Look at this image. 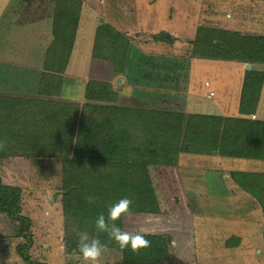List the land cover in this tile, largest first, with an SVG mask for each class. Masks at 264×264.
<instances>
[{"label": "rangeland", "instance_id": "rangeland-1", "mask_svg": "<svg viewBox=\"0 0 264 264\" xmlns=\"http://www.w3.org/2000/svg\"><path fill=\"white\" fill-rule=\"evenodd\" d=\"M82 1L76 50L71 53L72 60L69 61L66 73L57 76L59 82L62 81L61 93L46 99L83 104L86 101V81L94 80L112 83L119 92L116 103L119 107H164L191 112L193 99H189L191 95L185 94V78H179L180 74L189 71L192 64V59L187 60L193 49L191 41L196 40L199 34L207 33V28L264 38V0ZM54 5L55 0H0V37L9 27H15V24L12 26L13 19L19 17V21L34 23L45 19L43 17L48 14L52 15ZM101 24H108L129 38L131 60L128 65L139 59L152 60L145 63L148 72L153 71L149 78L139 77L140 71L132 67L122 77H115L111 63L97 58H93V65L88 70L96 27ZM20 26L23 28L17 29L15 36L10 35L14 45L6 47L5 52L0 54L3 55L0 64V94L16 97L25 96V88L36 84V74L31 78L33 71L20 68L22 61L26 58L35 61L36 55H40V46L47 45L51 36L50 28L48 32L43 26L37 28L36 24ZM167 33L175 36L177 41L169 42L166 39ZM166 59H174L167 69H171L176 78H167L168 74L161 75L165 68L160 63ZM198 61L197 68L200 72L204 71L200 74V80L202 76L203 79L209 77L215 86L221 88V93L219 90L215 92L213 104H210L214 107H211L210 112L237 116L238 111H228L227 106L230 101L235 103L239 96L236 89H240L239 81L245 78L247 63L232 59ZM12 62H16L17 67L10 66ZM177 62L182 63L183 70L176 69ZM152 66L161 67L162 71H157L155 67L151 69ZM252 68L264 71V64L251 65L250 70ZM44 73L42 71L39 80ZM23 74L27 77H23ZM121 78L124 83L118 84ZM156 82L164 87H167L166 83L171 84L174 87L172 96L165 89L152 91L148 88L149 96L146 97L143 90ZM218 98L225 100L219 104L221 111L216 105ZM261 105L264 106V90ZM261 114L264 117V109ZM251 118L255 119V116ZM45 152L44 156H37L35 162L28 158H14L11 161L0 159V177L5 184L21 187L20 212L29 221L28 233L33 236L29 249L31 259L45 264H84L80 255L73 250L68 251L66 245V221L61 200L64 163L51 156L50 151ZM219 157L216 154L181 153L176 166L167 169L152 166L141 168L136 171H143L144 174L132 177L134 184L123 182L124 187L129 186L128 189H139L137 194L131 190L125 191V196L134 201L133 215L125 217L127 231L168 234L173 237V244H177L173 246L172 263L165 264H264V255L259 256L253 249L255 246L252 242L256 233L254 230L251 233V226L259 227L260 206L247 203L251 198L249 195L242 200L231 199L235 187L229 190L232 180L226 179V170L249 171L252 170L249 163L257 160L241 161ZM140 180L148 182L150 186L151 190L146 191L145 195L144 189L148 186L141 190L140 184L145 183ZM228 190L229 196L226 193ZM177 201H180L179 204ZM229 217L237 219L226 222ZM249 225V235H243L247 232H241L240 228ZM18 228L17 222L0 214V264H24L17 248L25 246L27 241L16 236ZM230 234L243 235L245 243L240 250L233 252L225 249L224 241ZM116 261H119L117 257L104 254L99 264H114Z\"/></svg>", "mask_w": 264, "mask_h": 264}, {"label": "trees", "instance_id": "trees-1", "mask_svg": "<svg viewBox=\"0 0 264 264\" xmlns=\"http://www.w3.org/2000/svg\"><path fill=\"white\" fill-rule=\"evenodd\" d=\"M82 8V0H55L51 15L53 39L46 50L45 73L40 80L38 96L0 94V140L7 141L6 150L0 151V159L28 158L35 162L37 156L50 151L51 156L64 163L61 200L66 221L65 239L67 250L77 254V236L73 227L79 225L82 230L95 234L94 220L99 213L107 216L108 205L125 197V191L139 192V189L125 186L126 189L123 185V182L134 184L131 178L144 174L136 170L151 166L174 167L181 153L264 160V120L256 115L264 72L256 68L245 72L237 116L188 114L162 107H119L116 104L119 92L112 83L94 80L85 84L86 101L83 104L46 99L61 93L62 81L59 82L58 77L69 65L81 26ZM207 29H204L207 33L199 34L191 41L193 49L187 60L232 59L253 66L264 64V38L219 28ZM92 45V58L110 62L115 77H122L130 67L140 71L139 77L149 78L153 74L145 66L148 61L152 62L151 59L135 60L128 65L131 60L129 38L108 24L96 27ZM173 60L159 62L165 68L161 75L177 77L167 69ZM175 67L183 70L181 62ZM160 69L156 70L160 72ZM188 74H180L179 78L187 81ZM162 86L156 82L143 93L147 97L148 88L163 90ZM252 116L256 118L252 119ZM232 178L240 182L245 191L255 194L264 205V195L255 192L257 188L264 193V174L232 172ZM143 183L140 184L141 190L148 186L144 189L145 195L151 189L148 182ZM90 194L97 197L92 204L86 202ZM21 198V187L5 184L0 177V214L17 222L16 236L27 241L25 246L17 248L19 256L24 264H45L37 263L29 255L33 236L28 233L29 221L21 216ZM126 222L125 217L117 221L127 231ZM142 234L151 241V246L141 249L139 254L130 248L121 250L106 234H100V239L108 246L104 254L119 257L122 264H163L171 258L172 236ZM235 244L236 238L226 241L228 247Z\"/></svg>", "mask_w": 264, "mask_h": 264}, {"label": "crops", "instance_id": "crops-1", "mask_svg": "<svg viewBox=\"0 0 264 264\" xmlns=\"http://www.w3.org/2000/svg\"><path fill=\"white\" fill-rule=\"evenodd\" d=\"M42 17V16H41ZM11 18H13V16L11 17ZM43 18H45V19H42V20H38V21H35L34 23H31V22H23V21H19V17L16 19H13L14 20V22L12 23V26L15 24V27L14 28H8V30H7V32H5L4 34H3V36H1L0 37V45H1V49H2V52L0 51V54H2V53H4L5 51V48L7 47V48H9V46H11V45H14V39L13 38H11L10 37V35L11 34H13V36H15V33H16V30L18 29V30H20V29H22L23 28V26H20V24H22V25H25V26H28V25H30V24H33V25H37L38 27L37 28H41L42 26L45 28V31H47L48 30V32H49V28H50V34H51V36H50V38H48V43H47V45L45 46V45H41L40 46V55H36V59H35V61L34 60H30L29 58L27 59H24L23 61H22V64H21V66H20V68H22L23 70H27V71H29V72H34L30 77L31 78H33L34 76H35V74H36V84L34 83V84H32L31 85V87H27V88H25L27 91L26 92H24V94H25V97H36V96H38V88H39V82H40V76H41V73H42V71H44V69H43V66H44V55L46 54V50H47V48L49 47V45L51 44V42H52V17H51V15L50 14H48V15H46L45 17H43ZM32 19H35V18H32ZM18 20V21H17ZM51 20V21H50ZM12 20H10L9 22H11ZM8 22V23H9ZM51 22V25H49V23ZM27 25H26V24ZM44 24H46V25H44ZM24 26V27H25ZM40 44V43H39ZM76 44V43H75ZM45 46V47H44ZM44 47V48H43ZM74 51H72V52H75V45H74V49H73ZM41 51H43V53H41ZM90 53H92V50H91V52ZM3 58V55L2 56H0V64H2V61H1V59ZM70 60H72V56H71V59ZM203 60H205V59H203ZM71 62V61H70ZM93 62H94V59L93 58H91L90 60H89V63H90V65L88 66V70L90 69V67H92V65H93ZM196 62H200V61H198V59H192V64H191V67H190V69H189V71H188V75H187V81H186V83H185V88H186V95H191L190 96V98L189 99H193V101H192V106L190 107L191 108V112H189V111H186V113H201V114H220L219 112H210V109H211V107H214V106H211L210 104H208L207 103V101H206V97H207V94H208V92L209 91H217V90H219V92L221 93V91H220V86L219 85H214V83H213V80H211V78H209V77H206L205 79H203V76H202V79L200 80V74L202 75L203 74V70L200 72V70L197 68V66H196ZM10 66H16V62H12V63H10L9 64ZM69 66V65H68ZM17 67V66H16ZM68 68V67H67ZM68 69H66L65 71H67ZM64 71V73H62V74H65L66 72ZM264 72V71H263ZM23 77H27L25 74H23ZM87 82V81H86ZM243 82H244V80H243V78L239 81V85H240V89H236V91L239 93V96H238V100L236 99V101H235V103H233V102H228V111L229 110H236V111H238V108H239V99H240V93H241V90H242V85H243ZM206 83H209V86L207 87L206 86ZM157 86V85H156ZM161 86V85H160ZM165 86V85H164ZM164 86H162L161 88H164L168 93H170V95H171V93L174 91V87H172V85L170 84V85H168L167 84V87H164ZM225 88H226V85H225ZM202 90H203V92H202ZM263 90H264V85H263V88H262V92H261V97H260V100H259V105H258V111H257V117L259 118V119H262V120H264V117L262 116V114H261V110L262 109H264V106L263 105H261V100H262V93H263ZM233 92V91H232ZM219 93V94H220ZM172 96V95H171ZM83 100H84V98H83ZM218 100H219V102H216V105H217V109L219 110V111H221L222 110V108L219 106V104L221 103L222 104V102H224L225 100H221V98H218ZM79 102H81V101H79ZM194 102H195V104H194ZM198 102V103H197ZM206 102V103H205ZM202 104V105H199V104ZM164 107H162V109H163ZM164 109H168V108H164ZM215 110V109H214ZM193 111H197V112H193ZM226 116H232V115H226ZM256 118V117H255ZM217 155V154H216ZM218 156H220V155H218ZM222 157H224V156H220L219 158H222ZM228 158H230V157H228ZM232 159H239V160H257V161H255V162H250L249 164L251 165V167H252V170H249V171H244V170H235V169H233V170H231V171H228V170H226V175L228 176V177H226V179H229V180H232V187L231 188H229V190H231L233 187H235V189H234V191L232 192L234 195L233 196H231V199H233V198H236V199H238V200H242V199H244L246 196H250L251 198L249 199V201L247 202V203H249V204H254V205H258V206H260V209H261V213H260V216L261 217H259V223H258V225H259V227L257 226V225H253V228H252V226H251V233H253V230L255 231V233H256V235L254 236V238H253V244H254V246L255 247H253V249H255L256 250V252L259 254V256L260 255H264V205H263V203L255 196V194H252V193H249V192H247V191H245L243 188H242V186H241V184H240V182H238V181H236V180H234L233 178H232V172H243V173H256V174H264V160H260V159H242V158H232ZM258 161H260V162H258ZM160 168H165V169H167L168 167H160ZM150 170V169H149ZM227 190V189H226ZM228 190V192H226L227 194H228V196L230 195V191ZM255 192L260 196V195H264V193H261L260 191H258V189L256 188V190H255ZM176 198V197H175ZM202 198H204V197H202ZM227 198V197H226ZM179 202L180 201H177V204H179ZM244 202V201H243ZM235 219H237L236 217H232L231 219H230V217L229 218H227L226 219V222H232V220H235ZM228 220H230V221H228ZM247 224L248 223H246L245 225L247 226ZM248 228H250V225L247 227V228H245V227H241L240 228V231L241 232H247V233H243V235H249V231L247 230ZM141 233H144V232H141ZM243 235L241 234V235H236V234H230L226 239H225V241H224V247H225V249L226 250H228V251H237V250H240L242 247H243V244L245 243V241H244V237H243ZM236 238V241H237V244H235L234 246H230V247H228L227 245H226V241L228 240V239H230V238ZM203 239H205V238H201V240H203ZM204 243V242H203ZM251 243V244H252ZM174 245H177V244H174ZM238 256H240V254H238ZM112 257V256H111ZM114 258V257H113ZM118 259H119V261L121 260L119 257H117ZM110 259H108V261H109ZM111 260H113V259H111ZM107 261V262H108ZM116 261V262H114V264H122V261ZM172 257L171 258H169L167 261H166V263L167 262H170V263H172ZM165 264V263H164Z\"/></svg>", "mask_w": 264, "mask_h": 264}, {"label": "clouds", "instance_id": "clouds-1", "mask_svg": "<svg viewBox=\"0 0 264 264\" xmlns=\"http://www.w3.org/2000/svg\"><path fill=\"white\" fill-rule=\"evenodd\" d=\"M7 141L0 140V151L6 150ZM95 195H88L86 202L92 204L96 201ZM133 199L128 196L122 197L107 208V216L101 212L94 220L95 234L81 229L79 225L73 227L77 236L78 253L84 264H99L100 258L107 251V244L102 242L100 234H106L110 241L115 242L121 250L131 249L133 253L139 254L141 249L151 246V241L140 232H129L122 229L117 221L122 217L133 215Z\"/></svg>", "mask_w": 264, "mask_h": 264}, {"label": "water", "instance_id": "water-1", "mask_svg": "<svg viewBox=\"0 0 264 264\" xmlns=\"http://www.w3.org/2000/svg\"><path fill=\"white\" fill-rule=\"evenodd\" d=\"M102 21V20H101ZM169 42L171 43H175L177 40H176V37L173 36L172 34L170 33H167V38H166ZM251 69V65H247L246 66V70H250ZM124 83V80L121 78V79H118V84H122Z\"/></svg>", "mask_w": 264, "mask_h": 264}, {"label": "built area", "instance_id": "built-area-1", "mask_svg": "<svg viewBox=\"0 0 264 264\" xmlns=\"http://www.w3.org/2000/svg\"><path fill=\"white\" fill-rule=\"evenodd\" d=\"M206 86H209V83H206ZM216 96L215 91H209L206 97V101L208 104H213V98Z\"/></svg>", "mask_w": 264, "mask_h": 264}]
</instances>
